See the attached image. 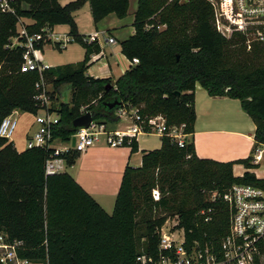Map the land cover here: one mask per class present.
<instances>
[{
	"label": "trees",
	"instance_id": "trees-1",
	"mask_svg": "<svg viewBox=\"0 0 264 264\" xmlns=\"http://www.w3.org/2000/svg\"><path fill=\"white\" fill-rule=\"evenodd\" d=\"M84 2L10 0L14 13L0 10V121L13 110L32 115L39 110L34 99L39 74L20 71L22 48L7 47L19 20L27 18L30 23L20 24L29 33L67 25V34L84 49L80 61L42 72L50 101L60 97L48 107L59 116L51 130L54 138L68 141L75 131L72 120L85 111L95 121L116 122L114 111L123 105L134 107L141 118L162 115L167 125H182L189 141L178 147L160 137L158 148L141 150L140 166L126 165L107 213L67 171L45 174L49 150L17 152L11 140L0 137V233L20 240L18 255L34 263L157 264L167 253L160 247V229L176 216L187 249L196 242L219 255L230 228L222 194L234 183L264 189V178L250 171L259 165L253 162L255 148L264 145V41H252L247 49L243 35H221L206 0H137L134 32L120 46L128 60L138 62L115 80L93 77L86 70L91 55L100 52L99 43L86 41L72 16ZM88 2L93 24L109 14L123 18L129 6V0ZM197 87L210 96L239 100L255 124L249 156L217 161L195 154L191 136ZM113 100L120 105L110 109L106 103ZM129 147L131 153L138 151L135 138ZM77 155L73 152L66 164ZM235 163L244 166L241 175L233 174ZM254 264H261L259 254Z\"/></svg>",
	"mask_w": 264,
	"mask_h": 264
},
{
	"label": "built area",
	"instance_id": "built-area-1",
	"mask_svg": "<svg viewBox=\"0 0 264 264\" xmlns=\"http://www.w3.org/2000/svg\"><path fill=\"white\" fill-rule=\"evenodd\" d=\"M10 0H0V10L14 13L9 4ZM212 7V23L214 28L224 37L240 34L245 37V45L250 49L252 41H264V0H206ZM20 23V21H19ZM21 25V24H20ZM98 33L94 31L86 41L97 40ZM49 40L58 48H66L74 42L73 37L65 32H56L52 28L44 27L40 32L29 33L21 25L14 43L22 48L20 71H36L39 79L34 87L37 91L34 99L38 102L39 110L33 114L35 129L26 136L25 149L42 148L49 150L44 161L45 174H53L65 170L67 158L74 153L85 152L99 142L100 136L104 143L111 148L129 146L133 138L138 135L154 134L167 137L178 147H184L190 135L183 131V126L167 125L162 115L141 118L134 107L120 106L114 115L119 119H128L123 129L111 130L104 122L92 119L87 127L76 129L68 141H60L52 136L51 130L58 121V114L48 110L50 99L48 85L42 72L51 65L44 63L42 49L39 46ZM111 36L108 43L114 42ZM94 58V55L91 56ZM91 59V58H90ZM138 62L136 57L129 60V65ZM13 110L0 121V137L11 139L17 126V114ZM74 144H71V138ZM264 145L255 148L252 154L253 162L259 163L263 158ZM152 194H157L152 190ZM155 199L158 196H154ZM222 199L229 211L230 228L220 243L219 255L208 247L200 248L195 242L189 249L184 246V236L176 240L169 231L162 226L160 229V247L167 253L161 255L157 264H254L255 256L259 254L258 245L264 238V189L242 183L232 184L223 194ZM206 217L205 221H209ZM22 247L20 240H7L0 234V262L2 264H29L27 258L18 255Z\"/></svg>",
	"mask_w": 264,
	"mask_h": 264
},
{
	"label": "crops",
	"instance_id": "crops-1",
	"mask_svg": "<svg viewBox=\"0 0 264 264\" xmlns=\"http://www.w3.org/2000/svg\"><path fill=\"white\" fill-rule=\"evenodd\" d=\"M61 1L59 0V3L64 5L74 0H65L64 4ZM136 6L137 0H129L125 17L118 18L114 14H109L96 24H93L88 0H85L81 7L72 11L78 33L84 38L94 31L98 33L97 41L100 52L93 54L94 58L90 57L86 74L93 77H110L115 80L128 69L129 60L121 53L120 42L134 32L132 23ZM81 14H86L89 17L92 30L84 32L80 28L79 16ZM61 26L64 29L60 32L67 33L68 26L65 24L55 25L52 29L56 31V28ZM100 35L103 36L102 41ZM109 36L113 37L115 41L108 43ZM81 53L82 59L83 48ZM75 62H60L53 66ZM198 88L194 93L195 124L191 136L195 154L199 158L217 161H234L249 156L254 145L255 124L242 110L239 100L227 96H210L205 90ZM128 122L127 118L122 117L116 122L107 123V128L111 130L123 129ZM121 125L123 126L121 127ZM138 136L135 138L138 144L136 152L131 153L129 146L108 147L102 140L85 152L78 153L76 163L74 161L70 165L65 164L64 171L67 167H71L72 171L67 172L107 213H111L113 209L115 196L126 165L138 167L141 164V150L145 149L139 145ZM234 168L239 174L234 173ZM244 170L242 164H233L234 175H241ZM253 170L254 168L250 169L252 172Z\"/></svg>",
	"mask_w": 264,
	"mask_h": 264
},
{
	"label": "rangeland",
	"instance_id": "rangeland-1",
	"mask_svg": "<svg viewBox=\"0 0 264 264\" xmlns=\"http://www.w3.org/2000/svg\"><path fill=\"white\" fill-rule=\"evenodd\" d=\"M66 2L65 0H62L61 3L64 4ZM20 23H30L31 20L24 18L19 20ZM20 23L16 25V33L18 34V31L21 28ZM79 26L84 32H88L89 30H92V23L90 22L89 17L86 14H81L79 16ZM64 27H57L56 31H63ZM17 35L9 37V41L14 43L15 37ZM103 36L100 35V40L102 41ZM118 44V43H116ZM116 46V45H115ZM117 47V46H116ZM81 46L78 43L72 42L68 44L66 48H58L53 43H49L43 46L42 49V55L44 59V63H47L51 66L54 64H60V62H75L77 60H80L82 57L81 53ZM198 88V87H197ZM67 90V85L62 86V90ZM199 89V88H198ZM196 90V89H195ZM48 91H50V86H48ZM60 100V97L56 98L55 96L52 97V100L50 102L56 103ZM17 126L15 128V131L13 135L11 136V141L14 144L15 150L18 152L25 149V139L26 135L30 134L35 129V124L33 122V116L30 113L26 112H19L17 114ZM123 125H121L122 127ZM102 136H100L99 142H102ZM137 140L139 141V145L145 149V150H152L156 149L160 146V137L158 135L154 134H145L138 136ZM75 163L77 162V157L74 159ZM74 163V165H75ZM260 165H258L257 168H254L253 172L258 177L264 178V157L259 162ZM66 171L71 172L72 168L67 167ZM234 173H237L236 168H234ZM154 190L157 191V194H152L154 196L159 197V192L155 188ZM113 210V209H112ZM112 212V211H111ZM230 219V218H229ZM163 226L165 227V230L169 231L171 234H173V237L176 240H180L182 237V228L179 226L177 217H171L169 218ZM1 234V233H0ZM3 235V234H2ZM258 251H259V257L261 264H264V238L260 241L258 245ZM29 264H45L44 262H29Z\"/></svg>",
	"mask_w": 264,
	"mask_h": 264
},
{
	"label": "water",
	"instance_id": "water-1",
	"mask_svg": "<svg viewBox=\"0 0 264 264\" xmlns=\"http://www.w3.org/2000/svg\"><path fill=\"white\" fill-rule=\"evenodd\" d=\"M175 94H178V91H175ZM120 105V101L118 100H113L111 102H107L106 106L108 108H114L115 106ZM93 119V113L91 111H85L84 113H82L81 115L75 117L72 120V127L76 130L80 127H87L89 126V124L91 123ZM71 144H74V138H71Z\"/></svg>",
	"mask_w": 264,
	"mask_h": 264
}]
</instances>
